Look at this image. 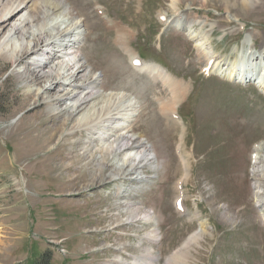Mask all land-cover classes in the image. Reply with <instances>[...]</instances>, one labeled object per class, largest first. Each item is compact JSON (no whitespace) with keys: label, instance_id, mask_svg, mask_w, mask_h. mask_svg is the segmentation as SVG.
<instances>
[{"label":"rangeland","instance_id":"374dc122","mask_svg":"<svg viewBox=\"0 0 264 264\" xmlns=\"http://www.w3.org/2000/svg\"><path fill=\"white\" fill-rule=\"evenodd\" d=\"M206 1L181 0L175 11L173 0H57L83 20L82 64L98 78L83 87L77 111L26 98L44 85L35 79L40 69L0 58V264H142V255L146 264H264V96L252 81L203 72L196 42L158 18L179 12L203 21L190 32L206 33L207 47L227 63L264 47V0L248 8L244 0ZM131 56L171 81L135 71ZM171 82L183 92L171 109L177 125L160 117ZM111 93L134 97L138 112L93 140L96 132L77 122L87 113L91 125L117 109L122 97ZM117 136L129 142L116 147Z\"/></svg>","mask_w":264,"mask_h":264},{"label":"bare ground","instance_id":"6f19581e","mask_svg":"<svg viewBox=\"0 0 264 264\" xmlns=\"http://www.w3.org/2000/svg\"><path fill=\"white\" fill-rule=\"evenodd\" d=\"M180 1L181 0H173V8L175 11H177V4ZM202 1L204 3L207 2L206 0ZM254 1L256 0H244V2H242V7L248 8L255 6L256 3ZM158 18L164 25H173L176 29L186 31L188 33V35L184 34L185 37L187 35L186 39L196 42V48L203 57L204 71H209L212 75L215 74L218 76L222 81H227L232 84H237L242 81L244 83H250L251 80H253V82L255 81L254 77L250 78L249 75V69H251L250 63L252 61L257 62L261 55L264 56V47L261 48L260 55L258 56L254 54V56H252L251 52L247 53L249 50L247 49L243 54L238 56V61L235 60L231 63H225L216 56L212 49L207 47V40L203 37L206 33L202 35L201 33L190 32L191 30H189V27L193 23L196 24L203 21L193 20L191 22V19L188 17L180 16L179 12H176L172 19H167L164 15H159ZM203 25L204 26L200 27V29L204 28L206 24L203 22ZM119 31L114 42L115 44L122 45L125 36ZM86 36V28L84 27L83 20L78 17L75 11L73 13L72 7L69 4L65 3L62 5L57 2V0H0V58L7 61L16 60L18 63L22 58L31 61L33 66L37 65L40 69V71L35 74V79L43 80L42 82L44 85L42 87L37 89H33L34 87H32L26 91V98L33 97L37 100L41 99L42 101L54 105L66 103L68 104V106L66 105L67 111H77V108L83 105L82 99L77 98L78 95L81 94L86 84L92 88L98 80L97 76L91 70L87 71V74H85L87 69L82 64L83 55L80 53L79 49L81 42ZM132 58L133 56L130 57V59ZM133 60L134 58L131 60V64ZM45 64H47V67H45L46 69L43 68ZM48 66H50L49 69ZM246 69L248 70L247 72ZM137 70L139 72H145L151 77H157L163 82L171 81L169 76L156 64L143 63ZM257 70H259L258 76H260V78L264 76V57L262 61H260ZM23 71L24 67H21L17 69V74L24 75L23 73L25 72ZM236 71H239V73ZM79 74H84V76L78 80L76 77ZM27 85L29 86V84ZM256 85L261 89V93L259 94L264 96V80ZM53 87H58L61 90L53 97L49 96L43 98L48 95V89ZM169 87L172 89V93H174L176 90L175 83L171 82ZM111 94L114 95L113 97H122V99H119L116 103L117 109L114 108L115 110L110 111L108 107L109 111H107L108 113L105 117L102 119L97 116L98 118L96 117L93 119L97 121L91 125L88 124L91 119H89L87 113L82 114L77 122V127L75 126L77 129L86 126V128L88 127V129H91L90 131H95V135L91 138L93 140H99L102 136L114 133L116 129L123 126L124 121L134 118L138 112L139 105L134 97L126 93ZM95 96H97L96 93H93L89 101ZM182 96L183 95H180L178 98L174 96L171 103H165L164 105L159 104L162 113L160 117H162V119L175 125L181 123L177 118H174L173 115L175 112L173 113V111L177 104L180 103ZM126 100L127 103L122 105ZM105 105H107V102ZM105 107L101 109V112H104V109L107 108ZM171 109L173 110L172 112ZM93 116H96V114ZM83 123L85 124L81 125ZM128 127L129 126L124 125L122 130H128ZM121 136L122 135H120V138ZM116 138H118V136L115 137L113 141L116 147L120 142H129L125 138L117 140ZM142 145L146 144L142 143ZM262 147L263 145L261 144L260 148L258 146L254 148L255 155H257L256 153H258ZM147 149L149 150L150 148L147 147ZM130 157H134L138 160L144 159V156L139 154H133L129 156L128 159H130ZM151 159H154L153 155L151 158L149 157V160ZM256 162V157H252V164L255 165ZM178 189L182 191L180 185H178ZM178 199L183 203L181 192H179ZM180 208H182V206ZM151 217L152 222L156 223L155 218H153V216ZM146 220H148V218H146ZM154 237L156 239V236ZM146 254L149 255L148 252H146ZM133 259L135 260V258ZM139 259L142 264H146L143 255ZM137 262L134 264H138ZM150 262L152 264L154 260L150 259ZM114 263L123 264L119 260H115Z\"/></svg>","mask_w":264,"mask_h":264},{"label":"crops","instance_id":"0c3cea01","mask_svg":"<svg viewBox=\"0 0 264 264\" xmlns=\"http://www.w3.org/2000/svg\"><path fill=\"white\" fill-rule=\"evenodd\" d=\"M175 85H176V90L174 93H172V95L173 97L175 96L176 98H178L180 95H182L183 92L180 89V86H181L180 84L175 83Z\"/></svg>","mask_w":264,"mask_h":264}]
</instances>
